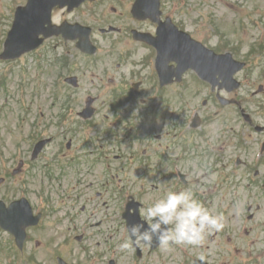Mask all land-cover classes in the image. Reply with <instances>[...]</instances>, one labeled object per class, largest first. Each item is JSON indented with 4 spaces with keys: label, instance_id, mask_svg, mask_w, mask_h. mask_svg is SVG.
<instances>
[{
    "label": "rangeland",
    "instance_id": "1",
    "mask_svg": "<svg viewBox=\"0 0 264 264\" xmlns=\"http://www.w3.org/2000/svg\"><path fill=\"white\" fill-rule=\"evenodd\" d=\"M26 1L0 0V53L15 7L25 5ZM129 4L128 1L125 8H121L117 1L98 0L96 4L98 15L101 10L104 13L103 17L98 19V26L151 30L152 28L145 22L132 21ZM161 9L163 16L165 17V14L170 16L174 25L180 23L190 32L196 31L199 35L205 32L219 33L224 37L226 47L234 50V53L240 51L237 59L245 62L246 68L239 75L242 85L237 90V94L257 90V86L264 84L262 83L264 81H261L264 75V63L259 64L264 59V0H161ZM88 13L87 6L78 12L84 22ZM74 17L76 18V14ZM63 18L65 15L59 12L58 19ZM86 23L97 25V18L89 17ZM93 38L98 50L92 57L82 55L74 47L70 49L59 47L55 51L51 50L49 46L52 48L53 41H49V46L45 44L39 50L17 61H0V179L5 180L3 184L0 183V199L10 203L17 193V188L22 189V183L26 182L29 193L34 195L35 199L32 200L34 205L37 192L47 193L50 201L46 202L44 209L49 214L48 217L46 216V221L29 232L31 239L27 241L23 251H18L14 246L13 238L0 230V264H56L57 257L68 264H106L108 260L106 257H109L108 248L118 243L119 230L116 222L106 225L103 223L102 227L92 223L91 227H88L84 222H93L90 220V214L97 212H99L97 219L94 217L96 221L103 217L105 219L108 214L106 212L102 214L103 208L98 204L106 202L111 205L116 202L114 194L117 188L113 185L123 183L126 188L133 187L134 190L139 191L137 179H130L127 183L125 178L120 176L123 182H117L115 179L113 183L109 182V186L103 187L102 183H105V179L101 177L98 164L94 165L96 169L93 175L89 173L84 175L87 172L83 169L84 166L80 169L84 170L82 175L75 173L74 170L69 172L64 170V164L60 168L58 166L52 168L50 175H45L42 173L43 169L46 163H54L53 153L55 147L60 146L59 141L53 143L39 159L30 163L31 148L40 139L59 138L61 122L59 116L63 113L64 107L72 108L74 114L84 107L89 97L96 98L93 107L98 109V115L92 119L90 127L81 129L82 137H86L87 140H91L96 132L97 136L105 132V136L109 135V125L113 124L114 128L120 130L117 139L122 141L121 137L132 126L129 121L131 114H137L134 117L138 121L137 127L139 126L140 130L133 131V137L139 138L141 135L153 166L158 168V162L161 165L155 172L156 177L154 173L149 177V182L157 189L152 192L153 195H148L147 199L150 198V202H155L163 198L168 191H173L174 176L173 168L170 167L172 159L164 156L166 139L161 141L149 135L151 132L149 126L154 128L153 134L162 129H171L173 126H170L171 124L181 122L187 115L186 102L196 105L202 94H206L205 88L197 87L193 83L188 90L171 87L161 94H143L148 101L142 105L141 97H137L132 92V84L137 82V77L132 73L138 71H141V74L143 71L148 73L149 68L143 58L144 50H139L130 41L125 42L123 36L105 37L101 36L99 31H95ZM131 52L132 56H129ZM244 56L246 59L243 58ZM73 75L79 80V86L75 90L64 83L65 78ZM186 80H189V76ZM143 84L146 90L153 85V81L145 80ZM233 106V103L227 105L224 115L232 113ZM256 122L260 124L263 120L256 119ZM155 124L157 126H153ZM114 144L117 145L114 149L115 153L125 145L119 142ZM92 148L95 147L88 149ZM17 149L22 150L20 160V156L14 158ZM122 154L124 153L115 155L113 161L115 168H119L124 162L123 159L115 161L116 157ZM161 156L162 161H159ZM19 162H23L20 168H18ZM26 164L29 166L25 168L22 176L12 175L13 170L18 168L20 171ZM184 165L192 170L191 187L210 186V191H198L203 192L202 195H209L213 202L216 201L217 210L211 212L223 217L222 228L207 233L209 237L204 239L199 248L206 252L210 251L212 261L216 264H240L253 261L246 259L243 252L249 248V244H254V240L261 241L264 236L261 232H252L248 239L241 236L239 239L241 250L226 246L220 251L215 241L219 236L226 235L231 239L237 238L240 222L249 213L250 207L253 209L251 212L257 214L256 218L263 222L264 195L248 194L244 189L230 190L228 186H225L223 191H213L209 183L210 178L206 177L201 181L199 177L200 174L207 173L205 163L201 159L190 158ZM243 165L248 167L244 162ZM88 166L90 167V164ZM4 169L8 173H3ZM137 170L135 167V175ZM258 170L264 173V166L259 167ZM62 186L66 188L73 186L72 191L75 196L79 195L82 201L79 204L62 203L59 198L60 192L63 191ZM192 192L196 199L201 197L195 190ZM221 205L224 207L221 208ZM68 215L72 220H69ZM72 223L76 226H72ZM82 233L89 241L82 243L76 241ZM209 238L212 239L210 244ZM235 242L239 243V241ZM162 254L163 257L152 259V262L145 257L140 264H185L184 253L181 255L177 249L171 250L169 247L167 250L164 249ZM133 260L137 259L129 256L128 260H121V264H133ZM256 264H264V259L257 260Z\"/></svg>",
    "mask_w": 264,
    "mask_h": 264
},
{
    "label": "flooded vegetation",
    "instance_id": "2",
    "mask_svg": "<svg viewBox=\"0 0 264 264\" xmlns=\"http://www.w3.org/2000/svg\"><path fill=\"white\" fill-rule=\"evenodd\" d=\"M129 1V9L131 7L132 1L133 0H126L122 2L124 5ZM161 8V7H160ZM149 13L148 10H144V14L147 15ZM147 23L152 29L151 30H144V29H135L138 30L142 33H147L152 36H154L156 32V25H153L150 22H145ZM133 29H130V32ZM203 36V37H202ZM129 41L136 45L139 49L143 48H148L150 49L151 53V48L147 47L144 44L137 43L132 41L131 36H129ZM193 38H196L201 41L207 48L212 49L213 52H220V43L217 37L215 36H204V35H199L198 32H194ZM134 77H137L138 75H141V71L134 72L132 73ZM139 89H144V87L141 85ZM153 92V91H149ZM156 92V91H155ZM147 92L143 90L142 94H146ZM156 93H161V91H158ZM141 94V93H140ZM205 97V100L202 102V116L201 120L199 123L198 128L193 129L189 123L186 122H181V123H173L170 126L171 129L166 128L162 129L160 132H157L156 134L153 132L149 133V135H152L156 137L158 140H161L163 137H171L175 139V143L171 145V147H166L169 149L170 155H174L173 158L175 161L180 163V166L183 168V171H177L176 176L178 179H180V176H183L184 178V183L185 185L190 184L191 179H190V173L192 170L190 168H186L184 165L185 162H187L190 158L193 159H203L206 162V169L207 173L203 177V180L206 179V177L210 178L209 183L212 185V190L214 191H223L225 189V177L227 174L230 173L232 166L237 165L236 157L242 155V147H241V140L244 139L246 142H249L252 148L250 149L251 158H248L247 160L254 165L255 164V159L257 153L260 154L262 159L259 162L258 167H263L264 166V125L260 127V129H256L254 124H245L243 125L239 121L238 117V112L239 114L241 113V102L236 98L233 100L234 106L232 113H227L224 115L226 112H221L219 114H216V116L210 115L212 111H217L218 109V104H220L219 98L220 95L224 94H202ZM187 108L189 107H194L195 105H192L190 102H186ZM66 112L70 110V108H65ZM78 112H76L77 114ZM110 130H108L107 136L105 134L100 133V138L107 140V142L112 141L114 138L113 134V124L109 125ZM95 135L97 136L98 133L96 132ZM111 137V138H110ZM110 138V139H109ZM73 140H69L68 144L65 146V151L66 154L64 156H67L69 153L73 151ZM261 147L263 149H261ZM154 151V149H152ZM173 152H175L173 154ZM79 153H81V150H79ZM144 155H147V151L145 150ZM153 162V161H152ZM241 160H238V167L234 171H232L233 176H239L241 175L242 168L240 167ZM75 167H65L64 170H67L71 172ZM82 167L79 166L78 170L75 171V173L82 175L83 171H81ZM83 169H86L87 172L84 173L93 175V172L95 171L96 168L94 167H84ZM100 173L102 177L107 176V171L105 167L99 168ZM213 179V180H211ZM71 188V190L69 189ZM66 188L65 186H62L63 190L60 192V200L62 203H74L77 202L79 204L82 200L79 195L75 196L74 191H72L74 188L69 187ZM210 191V186L206 187ZM150 193V190L144 191L142 188V192L139 195V200H140V215L141 219L145 221V218L143 216L144 210L151 205L154 202H150L148 198L146 202H143L142 200L145 199ZM27 196L29 199L33 200L34 195L33 193H27ZM104 207V210L108 214V216H113L114 211H116V214H118V211L121 209L122 204H109L104 202L102 204ZM126 204H124L123 208L125 209ZM98 213V212H97ZM97 213L91 214L92 217H98ZM115 214V215H116ZM146 224L148 223L145 221ZM209 237L208 235L205 236V238ZM230 236H219L218 239H216L215 243L218 245V249L222 251V247H228L233 246L232 248H235V245L233 242H235V237L233 239L228 238ZM213 239V236H212ZM212 239H208V243H212ZM131 241V239H130ZM132 242V248L134 254L137 256V249L139 248V244L136 242ZM204 242V241H203ZM213 243V244H215ZM224 243V244H223ZM231 243V244H230ZM191 250H195V255L193 259L191 260L192 264H195L196 261H201L200 263L204 264H216L214 261H212V256L210 251H204L201 247L195 246V247H190ZM151 254L153 253V250L150 249L149 246L143 245L141 248L140 255H138L139 259H142L143 257L146 256V254Z\"/></svg>",
    "mask_w": 264,
    "mask_h": 264
},
{
    "label": "clouds",
    "instance_id": "3",
    "mask_svg": "<svg viewBox=\"0 0 264 264\" xmlns=\"http://www.w3.org/2000/svg\"><path fill=\"white\" fill-rule=\"evenodd\" d=\"M145 222L128 227L129 236L137 244L158 242L165 250L171 245L200 246L207 233L222 228L223 217L213 214L190 189L168 191L143 212ZM120 251L129 250L130 243L120 244Z\"/></svg>",
    "mask_w": 264,
    "mask_h": 264
}]
</instances>
